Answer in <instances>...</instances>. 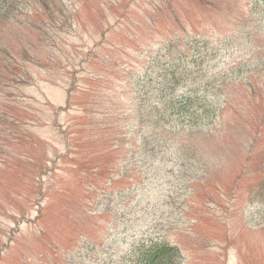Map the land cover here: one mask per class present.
I'll list each match as a JSON object with an SVG mask.
<instances>
[{
	"label": "rangeland",
	"instance_id": "obj_1",
	"mask_svg": "<svg viewBox=\"0 0 264 264\" xmlns=\"http://www.w3.org/2000/svg\"><path fill=\"white\" fill-rule=\"evenodd\" d=\"M63 1L74 23L51 65L45 55L28 62L39 44L35 27L18 24L2 38L23 42L28 57L17 58L22 74L0 66V81L13 80L0 88V264H50L51 256L57 264H132L140 246L157 241L178 248V264H264V0ZM150 46L169 49L165 71L185 69L184 82L172 90L160 84L152 104L161 94L201 95L191 112L203 115L199 126L182 128L172 111L149 112L148 102L137 114L116 100L130 92V77L124 87L122 80L133 55ZM98 49L114 55L112 70L104 73L93 58L88 66ZM91 74L96 80H79ZM80 88L89 91L88 106L100 100L95 111L103 99V113L119 109L112 124L126 137L115 161L127 167L125 177L85 198L79 179L62 172V158L74 155L58 128L77 110H65L66 92ZM122 111L132 112L129 119ZM101 145L97 138L93 156ZM105 163L115 169L113 159ZM103 179L98 172L92 182ZM108 195H120L114 255L110 247L92 260L73 259L106 236V204H91Z\"/></svg>",
	"mask_w": 264,
	"mask_h": 264
},
{
	"label": "trees",
	"instance_id": "obj_2",
	"mask_svg": "<svg viewBox=\"0 0 264 264\" xmlns=\"http://www.w3.org/2000/svg\"><path fill=\"white\" fill-rule=\"evenodd\" d=\"M29 14H33L36 19L19 23V18L21 16ZM72 22L74 23V16L72 15L68 5H66L63 0H0V66H2L3 71L11 76L10 66L12 65V68L17 74H22L23 66L20 65L17 58L28 57L25 52L23 42L17 41L14 44H8L7 42L2 41V38H5V30L9 29V27L18 28V24L25 25L28 28L35 27L36 38L37 41H39V44L35 51L36 55L28 58V62L45 55L47 57L45 59L46 63L51 65L55 56L54 50L59 51L58 45L59 42H62L60 36L70 27ZM152 47L153 46H150L147 52L140 51L138 54L133 55L136 64L133 60L128 58V60H131L133 64L128 65L126 70L123 71L124 78L122 81L124 84L122 87L126 84V77H130V92H128L125 97L117 96L116 100H124L126 105L131 106L132 111L137 114L145 111L147 107L146 102H148L149 105L150 103L152 105L150 106L149 112H154V110L160 112L162 109L172 111V116H177L178 125L182 128H195L199 126L197 123H200L203 120V115L200 114L197 118L198 115L196 110L193 114H191V112L193 108L192 104H199L198 101L201 100V95H194V99L187 96L184 100H181L182 94L173 98H169L161 94V96L157 99L159 103L156 101L152 104V98L154 96L153 92L158 87L160 88V84L162 86L167 85L168 88L172 90L175 86H179L182 82H184L185 76V69H182L180 74L177 75L179 69L177 65H175L172 69L169 68L166 69V71L164 70L165 62H162L161 58L165 53H168L169 49H166L167 52H163V47H159L157 49H153ZM98 51L101 56L95 55L91 52V57L87 59L88 66L91 67V58H93L94 62H103L106 67L103 71L104 73L107 69L112 70L114 55L111 53L105 58V54L103 55L102 51L99 49ZM130 66L135 67L131 69ZM73 74L74 73H72V75ZM83 78H88L89 81L96 80L92 74L89 77H80L79 80ZM12 81L13 80L11 78L10 80H7L6 83L11 84ZM23 82L26 83L27 80H23ZM6 83L0 81V88L5 87ZM172 83L175 84L172 85ZM14 85H17V83H14ZM88 93L89 91L83 88L69 89L66 92L67 105L65 110H70V107H75L77 111L64 127L63 125L58 124V128H60L61 133L65 138V142L70 143L72 155H74L70 160L62 158V160L67 161L65 169L62 172L74 175L79 179L78 186L82 193V198L85 194H87L85 197H91L89 194H95L98 190L104 191V187L108 184L112 185L116 183L119 179H123L127 172L125 164L119 166H116L115 164L120 152L123 150L125 144L124 140H126L122 130L112 124L113 120L119 119L117 117L113 118L119 109H113L112 111L108 109L107 112L103 113L101 111L104 104L103 99L102 104H98L96 106L98 111H95V105L100 100L93 99L91 104L88 106V104L84 101V97L88 95ZM105 97L104 93V98ZM121 113L122 116L119 117L129 119L132 112L122 111ZM103 121L106 122L104 127L102 126ZM77 136L81 139L83 138V146H76ZM97 138L101 140L102 145L99 152L93 156L92 153L95 140ZM126 156H124V160H126ZM58 159L59 158H55L53 163H55ZM110 159H113L115 169L108 164L106 165V160ZM49 171H44V173H49ZM98 172L103 173L104 179L102 181L92 182V179ZM53 179L61 181L63 178ZM86 183H91L89 188L85 186ZM262 187H264V185H262ZM55 194L56 192L54 190L50 191L49 196L44 195V198L48 201L49 198ZM119 197L120 195H108L102 197L100 205L94 206V204H91V209L100 207L102 204H106L103 205L100 210L107 216L104 217L105 219L103 220V222L106 223L105 228H103L106 236L104 238L101 237L98 242L91 243L85 254L72 256L73 259H87V257H89V259L92 260L95 254L101 256L103 253L104 255V252L106 250L108 251L110 247H112L114 255V250L118 247L116 242L119 236L112 237L116 230L113 229L111 225L119 223V217L116 218L119 211ZM81 209L84 212L83 206H81ZM91 212L95 214L96 211L91 210ZM110 237H112L111 241L108 240ZM101 243L105 244L102 249L100 246ZM48 248L52 249V247ZM135 256V260L132 264H178L177 258L180 257V254L176 246L173 247L165 241H157L156 243H151V245L147 247L140 246ZM54 257H57V255L55 254ZM52 258L53 256L50 257V264H57L55 259ZM125 263L128 264L127 260H123V264Z\"/></svg>",
	"mask_w": 264,
	"mask_h": 264
}]
</instances>
